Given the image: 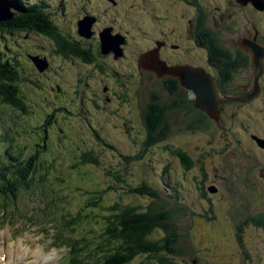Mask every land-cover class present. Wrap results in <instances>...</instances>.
<instances>
[{"label": "flooded vegetation", "instance_id": "1", "mask_svg": "<svg viewBox=\"0 0 264 264\" xmlns=\"http://www.w3.org/2000/svg\"><path fill=\"white\" fill-rule=\"evenodd\" d=\"M14 3L15 7L8 9L10 17L0 21V68L4 75L0 112L11 123L4 134L7 142L17 135V118L28 116L33 120L43 116L41 122L28 129L19 124L18 128L28 133L27 149L24 145H5L7 152L13 151L9 157L12 164L31 166L28 173L31 180L36 174L49 175L46 166L55 161V148L83 150L79 155L68 153L66 166L75 172L96 165L80 158L91 150L82 140L78 144L77 134L90 132L99 139L100 129H113L110 120L121 124L120 134L132 144L137 142L136 134H143V151L162 145L165 174L174 166L173 162L183 172L198 169L204 154L213 157L218 152L213 144L224 154L231 147V140L236 147L245 142L252 157L256 149L264 160V148L255 140V137L264 139V70L252 88L256 65L246 42L264 46V0H14ZM151 50L166 67L202 74L212 81L211 94L204 95L212 104L218 101L212 108V116L195 105L194 91L177 76L158 77L140 66V56ZM35 96H40L41 103L35 101ZM225 97L235 99L223 100ZM254 111L262 117L251 124L249 114ZM244 112L248 115L240 117ZM228 118L235 120L227 122ZM233 128L237 130L234 132ZM11 132L14 134L10 136ZM205 132L210 134L209 149L194 143L201 150L200 158H194L192 148L177 140L179 134L199 136ZM110 146L116 151V147ZM105 174L119 176L114 171ZM202 175L205 180L203 168ZM219 178L213 174L206 191L213 196L223 192L221 196L227 197L222 203L225 225L221 234L230 252L222 264H261L264 242L258 246L248 243V232H264V177L254 185L245 171L233 191L228 185L229 176ZM249 185L252 189H248ZM201 186L205 195V182ZM239 188L240 198L249 199H234ZM212 199H208V211L213 224L217 204ZM217 247L213 243L210 251ZM210 259L211 264L220 263L219 256Z\"/></svg>", "mask_w": 264, "mask_h": 264}, {"label": "rangeland", "instance_id": "2", "mask_svg": "<svg viewBox=\"0 0 264 264\" xmlns=\"http://www.w3.org/2000/svg\"><path fill=\"white\" fill-rule=\"evenodd\" d=\"M32 94H34V92ZM35 97V101L41 103L38 99L40 96ZM246 115L248 114L244 112L240 117H246ZM249 115L250 118L248 121L251 124H256L257 119L261 120L262 117L261 114L259 115V113L255 111ZM6 118L7 117L0 112V161L12 164L11 161H9V157L13 154V151L8 149L7 152L5 145L9 144L14 147L24 145V148L27 149L28 142H30L27 141L28 133H23V129L18 128L19 124L23 125L25 129H28L30 126L36 125L37 121L41 122L43 116H41L40 119L34 117L33 120L28 116L17 118V135L8 142L5 140V137H3V134L8 129L7 126H11L10 122L5 121ZM231 120L234 121L235 119ZM231 120L228 118L227 122H231ZM110 121L113 129H100L98 132L99 139L90 132L86 133L85 131H81L77 134L80 139L78 144H80L81 140L84 141L86 147L91 150L90 153L93 154L94 157H97L100 165H89L88 168L81 167L78 170L79 172H75L74 169H69V167L66 166L67 160L69 159L68 153L74 152L79 155L83 150L69 151L59 148L53 149L56 159L53 161V164L51 162L46 166L49 175H33L34 183L37 182L35 187L36 191L29 190L28 192H21L22 194L17 195V201L21 205L17 206V208L20 207L18 213L23 212V216L24 213H27L28 209H32L34 215L31 214V216H27V218L32 222H36L37 225H39V222H48L45 220L52 219L57 211H62L66 219H68L70 215L74 217V215L78 214L80 220L76 222L77 225L72 226V236H81L84 238H89L91 236L97 239L99 228L102 227L104 229L105 227V223L102 225L100 222L101 220L104 221L105 217L103 215L106 212L101 208L98 209L90 206L91 202L96 201V194L93 190L95 186L104 189L108 185H112L114 188L109 189L107 194L110 197V202H114L112 199H118L119 205L135 206L142 210L146 205L158 203L160 205L165 204V210L174 209L179 211L175 214L174 218L176 219V232L179 237L178 242L180 243L187 240L188 248L184 250V253L172 256L175 264H191L190 261L192 259L197 260L195 264H211L209 263V259L213 257V255L219 256V264H222L224 258L226 259L228 256V252H230L221 234V229L225 225V219L223 218L224 214H222V207L224 204L222 203L226 202L227 197L223 194L222 196H224V198L222 199L221 194L223 192L213 196L206 191V185L211 181L213 174L217 175V179L225 175L229 176L230 184L228 185L230 190L233 191L237 188L238 179L241 178L245 171L250 174V179L254 185L260 183L259 179L264 177V174H262L264 166L261 165L264 164V160L261 158L259 152L254 149L256 154H254L253 157L256 159H253L250 150H247L244 146V141L242 145L236 147V142L231 140V147L228 148L224 154H221L220 147L213 144L218 152L215 153L213 157L204 154L205 159L201 161L198 169H194L190 172H183L180 165L177 164V162H173L172 164L174 166L165 174L163 171L164 153L162 145L152 146L151 148L148 147L143 151L141 150L143 145L142 142L144 141L143 134H136L137 142L132 144L131 140L128 142L127 137L120 134L123 133L121 124L114 120ZM80 125H82L81 122ZM227 125L230 126L231 124L227 123ZM236 130L237 128H233L234 132ZM13 132L9 135L11 136L14 134ZM206 132L199 136L179 134L177 140L192 148L194 158H200L201 150L196 148L194 143H199L202 148L208 150L209 143L207 140L210 138V134ZM229 136L230 138L235 137L233 135ZM110 145L116 147V151L112 150L113 148ZM81 157L82 156H80V158ZM246 165L247 169H245ZM214 167H216L217 170H215ZM202 168L205 172V180L202 175ZM123 170H126V172L124 173ZM37 171L41 173L42 169H37ZM107 171L112 173L114 171L115 174L119 175L117 177L120 180L123 178L126 182H116L113 177L105 174ZM240 172L242 173L234 175ZM80 173H82V175ZM141 180L149 183L151 186L150 189L156 197L148 193L141 196L137 195V193H133L132 195L126 192L128 187L139 185ZM201 182H205V195H203V186H201ZM219 184L221 188H224L221 181H219ZM262 184H264L263 180ZM30 189L32 188L30 187ZM40 189L43 191H40ZM248 189H252L251 185L248 186ZM240 195L241 188L237 190L234 199L236 201H242L243 198L249 199V197L240 198ZM211 197L213 198L212 203L215 205L217 204V219L213 224L210 222L212 221V214L208 211L210 205L208 199ZM44 199L48 203V210H52L54 213L53 215L52 213L48 215L47 210H42L40 208V202L38 201ZM47 203L45 204L46 206ZM11 209L12 207H10L9 211H11ZM66 213L69 214L66 215ZM36 214H45V216L43 220L37 219ZM14 216L18 217L17 215ZM19 218L20 221L18 225L21 227L13 231L12 229L14 228L8 229L10 233L13 232V236H16L12 242L22 240L25 247L29 246L30 249L40 248L45 255L53 252V250L57 252L66 250L64 246H56L55 249L51 248L49 241H44L46 236L43 237L42 234L39 233L37 226L28 225L29 221L26 222L25 218ZM154 234L157 235V237L161 236L159 232H155ZM259 238H261L260 241ZM250 241L258 246L259 243L262 241L264 242V232H260V234L248 232V243ZM212 243L218 245L214 251H210ZM112 244L115 245L114 242ZM253 249L255 250V247H253ZM256 250L258 249L256 248ZM257 255L262 257L261 253H257ZM31 259L34 261V257L28 258V264ZM262 259L261 264H264V258L262 257ZM129 264L157 263L153 258L148 257L147 259L146 255H138Z\"/></svg>", "mask_w": 264, "mask_h": 264}, {"label": "trees", "instance_id": "3", "mask_svg": "<svg viewBox=\"0 0 264 264\" xmlns=\"http://www.w3.org/2000/svg\"><path fill=\"white\" fill-rule=\"evenodd\" d=\"M2 77L4 75L0 68V94ZM153 114H155L154 111ZM82 159L88 163L98 164L97 159L90 152L85 153ZM30 169V165H14L0 161V210H5V213L11 215L18 213L20 207L17 208V206L20 204L17 201V195L29 190L36 191L37 182L34 183L28 178ZM123 171L126 172V170ZM113 179L116 182L125 181L123 178L119 180L117 176H114ZM130 187L126 191L128 194L155 195L150 189L149 183L142 180L139 185ZM113 188L112 185H108L104 189L95 186L93 190L96 194V201L91 202L90 206L101 208L107 213L103 215L105 222L103 220L100 222L102 225L105 223V227L104 229L99 228L97 239L90 235L89 238L72 236V226L77 225L76 222L80 220V216L78 214L74 217L68 215L69 217L66 219L62 211H57L55 216L49 219L55 223L53 240L71 246L72 260L74 259L76 264H129L138 255H146L147 259L148 257L153 258L157 264H175L172 256L184 253V250L188 248L187 240L178 242L179 237L174 218L179 211L165 210V204L158 203L146 205L142 210L135 206L119 205L118 199H112L114 202H110V197L107 194L108 190ZM40 191L43 190L40 189ZM45 203L47 202L45 201ZM10 207H12L11 211H9ZM47 214H51L50 210H47ZM39 218L42 217L39 215ZM43 226L45 225L43 224ZM155 232L161 233V236L157 237ZM162 234L163 246L161 244ZM113 242L115 245L112 244ZM196 261V259H192L190 262L195 264Z\"/></svg>", "mask_w": 264, "mask_h": 264}, {"label": "water", "instance_id": "4", "mask_svg": "<svg viewBox=\"0 0 264 264\" xmlns=\"http://www.w3.org/2000/svg\"><path fill=\"white\" fill-rule=\"evenodd\" d=\"M11 6L15 7L14 0H0V21L4 18L10 17L8 9ZM262 8H264V6ZM246 42L248 49L253 52L254 62L256 65L253 72V83L251 84V87L254 88V85L256 86L258 75L264 70V46H261L255 42ZM139 64L140 66L155 72L158 77H162L163 74H172L177 76L185 87L194 91L196 95L195 105L212 116V108L218 104V101H215V103L212 104L204 97V95L211 94L210 92L213 87V83L208 77L202 74L197 75L192 71L177 68L181 73L179 74L178 70L166 67L163 64V61L158 58L157 53L153 52V50L142 54L139 58ZM250 95H252V93ZM214 96H217V92L214 94ZM229 99H235V97H225L223 100ZM255 140L259 146L264 148V139L255 137ZM208 190L213 191V188L209 187Z\"/></svg>", "mask_w": 264, "mask_h": 264}, {"label": "bare ground", "instance_id": "5", "mask_svg": "<svg viewBox=\"0 0 264 264\" xmlns=\"http://www.w3.org/2000/svg\"><path fill=\"white\" fill-rule=\"evenodd\" d=\"M6 238H8V234L6 235ZM1 241L6 242L7 244V255L9 259H15L18 256L27 257L29 253L32 257H34V262L37 264H54V254L45 255L42 251V249L38 248L34 251L30 250V247H25L22 240H19L15 244L13 242H7L6 239H1Z\"/></svg>", "mask_w": 264, "mask_h": 264}]
</instances>
